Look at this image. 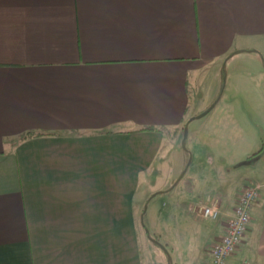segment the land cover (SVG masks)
I'll list each match as a JSON object with an SVG mask.
<instances>
[{
  "label": "crops",
  "instance_id": "1",
  "mask_svg": "<svg viewBox=\"0 0 264 264\" xmlns=\"http://www.w3.org/2000/svg\"><path fill=\"white\" fill-rule=\"evenodd\" d=\"M243 52L264 64V0H0V264H170L168 253L207 264L252 181L263 188L229 264H264V145L238 150L255 162L227 201L168 196L185 168L178 149L162 177L163 146L216 100L223 65ZM223 154L209 152L218 175ZM216 200L210 234L182 254L145 229L195 226L209 219L199 203Z\"/></svg>",
  "mask_w": 264,
  "mask_h": 264
},
{
  "label": "rangeland",
  "instance_id": "2",
  "mask_svg": "<svg viewBox=\"0 0 264 264\" xmlns=\"http://www.w3.org/2000/svg\"><path fill=\"white\" fill-rule=\"evenodd\" d=\"M250 54L243 52L240 58L230 67L227 63L223 65L222 94L214 108L189 123L187 149L181 146L183 127L180 131L181 136L178 144H165L163 146L161 153L168 157L163 164L162 177H166L176 169L178 153L175 150L178 149L184 154L183 163L185 166L191 157V162L184 177L168 196L182 190L186 195L189 194L193 201H197L200 197L205 198L208 195L218 194H221L223 199L227 201L233 195L236 183L240 178L250 175L248 170L255 161L246 164L247 159L237 160L238 150L246 144L264 145V101L257 96L264 95V74L260 73L264 72V64L262 62L261 67L254 65ZM262 58L264 60V54H262ZM204 92L205 89L200 97H205ZM220 92L221 89L216 99ZM251 97L253 98L252 101L250 100ZM213 102L210 100L207 103H210V106ZM251 105H254V107H251ZM196 111L194 115L199 114ZM210 118L216 120L215 122L218 119L221 123L220 126L218 122L216 123L217 126H214L215 123L213 124L212 121L205 123ZM211 149L215 153L224 151V160L219 159L217 155L213 158L215 163H221L223 166L219 175L211 169L208 160ZM189 185L191 187H188ZM170 187L171 185L167 189ZM160 198H157L156 201ZM149 203L147 204L149 206L148 213L152 208V204ZM158 203L157 206L161 207L160 211H164L162 210V200L160 199ZM170 203L173 206L176 205L173 200ZM174 218L180 219V214L174 215ZM182 218L181 224L177 227L173 225V221L168 224L165 222L162 225L163 221L161 219V224L157 228L149 224L151 235L158 233L161 237L160 242L167 243L173 252L180 250L181 254L187 251L189 243L199 244L204 237L208 236L210 228L216 221L213 219H197L195 221L197 224L194 226L190 224V219V221H187V217L186 220ZM154 246L161 250L160 246L156 244ZM192 247L196 248L197 245ZM164 257V263L167 264L166 256L164 255ZM174 258L177 259V256H174Z\"/></svg>",
  "mask_w": 264,
  "mask_h": 264
},
{
  "label": "built area",
  "instance_id": "3",
  "mask_svg": "<svg viewBox=\"0 0 264 264\" xmlns=\"http://www.w3.org/2000/svg\"><path fill=\"white\" fill-rule=\"evenodd\" d=\"M262 188V182L252 181L238 192L236 205L232 215L227 218L223 234L208 249L207 264H229L243 242L251 222L252 207L259 200ZM217 203V200L211 204L201 202L197 209L203 217L218 220L221 211ZM240 264L251 262L243 259Z\"/></svg>",
  "mask_w": 264,
  "mask_h": 264
},
{
  "label": "water",
  "instance_id": "4",
  "mask_svg": "<svg viewBox=\"0 0 264 264\" xmlns=\"http://www.w3.org/2000/svg\"><path fill=\"white\" fill-rule=\"evenodd\" d=\"M222 90H223V85H222V87H221V92H220V94H219V96L217 97V99L208 107V108H206L204 111H202V112H200L199 114H196V115H194V116H192V117H190L189 119H188V121L186 122V124H185V126H184V134H183V138H182V146H183V148L184 149H187V137H188V127H189V123L192 121V120H194V119H196V118H199V117H202L203 115H205L207 112H209L215 105H216V103H217V101L219 100V98H220V96H221V94H222ZM190 162H191V157H190V159L188 160V162H187V164H186V166H185V168L183 169V171H182V173L180 174V176L176 179V181L174 182V184L173 185H175V184H177L181 179H182V177L184 176V174L186 173V171H187V169H188V167H189V164H190ZM172 188V186L169 188V189H171ZM146 210H147V204L145 205V209H144V213L146 212ZM142 219H144V214L142 215ZM143 223H144V221H143ZM146 230H147V232H148V235H149V237L153 240V241H155L156 243H158V244H160L161 246H163V248L166 250V252H167V249H166V247L159 241V240H157V239H155L154 237H152V235H151V233H150V231H149V228H147L146 227ZM168 259H169V261H170V264H172L171 262V260H172V257H171V255L168 253Z\"/></svg>",
  "mask_w": 264,
  "mask_h": 264
},
{
  "label": "trees",
  "instance_id": "5",
  "mask_svg": "<svg viewBox=\"0 0 264 264\" xmlns=\"http://www.w3.org/2000/svg\"><path fill=\"white\" fill-rule=\"evenodd\" d=\"M38 134H44V132H29V135L34 136Z\"/></svg>",
  "mask_w": 264,
  "mask_h": 264
}]
</instances>
